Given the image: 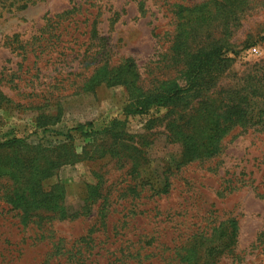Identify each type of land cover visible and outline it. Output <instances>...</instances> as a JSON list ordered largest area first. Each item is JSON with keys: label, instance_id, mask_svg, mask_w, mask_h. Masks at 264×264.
I'll list each match as a JSON object with an SVG mask.
<instances>
[{"label": "rangeland", "instance_id": "obj_1", "mask_svg": "<svg viewBox=\"0 0 264 264\" xmlns=\"http://www.w3.org/2000/svg\"><path fill=\"white\" fill-rule=\"evenodd\" d=\"M182 1L204 0H0V145L17 140L0 146V160L43 168L79 156L22 180L33 200L62 190L58 215L16 202L25 187L0 177V264H187L182 247L203 232L212 236L194 264H264V114L228 130L214 158L185 164L164 129L168 107L141 114L124 86L84 89L97 66L130 58L146 89L179 73L164 53ZM244 1L223 50L231 61L211 72L223 73L216 95L264 73V0ZM232 220L235 251L218 228L230 233Z\"/></svg>", "mask_w": 264, "mask_h": 264}, {"label": "trees", "instance_id": "obj_2", "mask_svg": "<svg viewBox=\"0 0 264 264\" xmlns=\"http://www.w3.org/2000/svg\"><path fill=\"white\" fill-rule=\"evenodd\" d=\"M182 2L184 3L172 5L175 7L176 27L172 33V45L164 53L171 62V66H175L179 73L146 89L142 85L139 65L130 58L113 66L110 63L97 66L84 89L89 92L102 83L109 87L124 86L132 107L141 114L155 105L168 107L164 120L167 138L172 144L181 146L183 161L188 164L197 160L214 158L219 154L221 141L228 130H232L235 125L252 126L254 117H261L264 114V73H249L239 84L226 91L217 92L216 95L214 89L218 83V77L223 73L211 72L231 61L224 58L223 50L231 44L230 29L240 26V17L246 9V3L244 0ZM58 16H64V14ZM93 33V36L97 37V29ZM96 54H99V51L88 56L87 68L92 67V64L96 62L97 57L94 58ZM187 95H192V101L189 103L186 101ZM59 117V115L49 114L47 123L54 125L60 121ZM38 124L46 126V123L41 120ZM16 142L17 140H12L0 146L4 147ZM24 147H31L37 153H40L42 149L41 146L28 142ZM66 147L70 146L66 145ZM111 155L115 154L111 153ZM78 158V155L69 151L64 161L59 159L41 168L37 158L31 160L26 166L24 162L12 159H9L10 164L3 165L6 157L0 160V177L10 178L14 181L15 187L23 189L25 185L22 180L26 178V173H30L31 180L38 181L53 174L60 162L74 163ZM134 164L139 166L137 160ZM28 183L25 184L28 185ZM60 191L49 192L53 193L50 202L47 199L37 201L33 200L34 188L28 185L21 194L16 193V202L22 201L25 207L32 209L45 206L58 215L60 206L57 201L62 196V190ZM25 219L23 222L26 221ZM232 224L234 229L230 233L231 229L223 227L222 224L218 228L224 237L227 235L230 237V242L225 247L233 246L235 251L238 243L235 236L237 224L234 220ZM210 236L212 235L209 233H198L183 245L187 264H194L193 261L201 253L202 248L209 244L206 240ZM219 248L220 246H215L211 252L219 253Z\"/></svg>", "mask_w": 264, "mask_h": 264}]
</instances>
